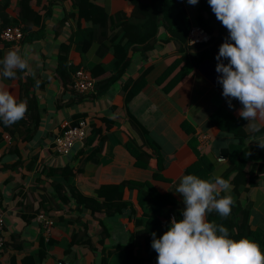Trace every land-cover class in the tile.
<instances>
[{
  "label": "crops",
  "instance_id": "1",
  "mask_svg": "<svg viewBox=\"0 0 264 264\" xmlns=\"http://www.w3.org/2000/svg\"><path fill=\"white\" fill-rule=\"evenodd\" d=\"M148 1L140 0L142 3ZM182 3L193 25L199 3L194 6L187 0H182ZM98 4L107 14L123 11L127 16L133 6L126 0H99ZM25 17L27 20L22 21L21 18ZM14 20L24 26L25 39L15 47L0 40V59L10 49L18 50L26 56L29 70L17 73V69L15 79L0 77V88L8 89L18 101H24V88L28 86V93L34 100V110L28 116L34 119L36 128L29 133L28 125L19 124L12 128L0 125V216L4 219L5 240L4 248L0 249V264H20L24 254L38 248L40 236L44 238L42 227L34 218L27 220L26 216L34 212L40 199L51 208L59 205L52 185L54 181L61 180L59 177L56 180L57 174H47V171L66 164L76 167L81 158L78 152L88 150V139L92 137L93 144H99V136H105L104 151L98 165H89L81 180L74 178V182L86 191L93 185L97 189L102 186L107 192L123 180H134L149 181L161 193L175 192L181 177L186 175L185 169L196 160L198 152L208 156L213 176L221 175L229 163L236 160L239 146L235 136L210 121V116L219 109L232 118H241L238 109L242 105L233 99V107L229 108L222 96V86L217 83L220 74L215 71V57L219 45L228 37L224 26V33L218 40L215 38L196 49L186 45L187 53L202 51L206 47H209V52L202 51L204 55L192 67L190 74L169 92L163 88L168 82L166 69L172 58L179 55L181 44L169 36L164 26H160L155 38L149 41L151 48L148 51L142 53L140 46L129 50L127 62L123 63L124 71L114 84L102 93L96 90L78 94L70 86L74 69L89 68L99 63L104 71L98 78L108 77L114 57L100 49L102 42L94 41L85 53L76 49L77 25L78 28L85 25L83 19H78L77 6L71 0H0V29L4 22ZM99 40L108 42L106 37ZM63 64H66L68 75L62 80V74H65ZM58 67L60 74L56 71ZM130 81H135L139 90L125 106V84ZM224 113L219 119L227 117ZM128 114L133 120L128 119ZM83 116L90 120L87 138L82 143H75L67 156H61L55 151L54 137L64 123L72 124ZM247 123L244 120L243 133L252 134L246 127ZM140 128L145 129L159 147L163 165L161 179L153 178L155 167L151 164L137 166L135 158L124 146L129 136L142 143ZM262 134L264 132L255 136ZM201 135L208 137L205 143L200 141ZM143 148L142 154H148L152 160L155 156L152 150ZM218 157L224 160L220 162ZM175 194L181 197L179 193ZM136 196V189L124 190V199L136 209L135 218L141 214ZM251 199L249 221L264 231L263 182L251 192ZM65 206L61 212L52 209L47 213L55 221L50 236L56 239V243L47 252L43 264H55L61 258L71 264H89L94 255L87 244H74L68 255L64 254L70 235L82 233L83 229L79 228V223L69 225L58 221V216L63 214L64 218H75L80 215L83 221L86 220L87 236L97 251L101 249L96 241V232L100 230L98 222L88 210L79 213L73 201ZM98 215L102 217L101 213ZM133 220L134 215L129 209L110 218L107 224L110 235L105 240L106 244L125 242L134 231Z\"/></svg>",
  "mask_w": 264,
  "mask_h": 264
},
{
  "label": "trees",
  "instance_id": "2",
  "mask_svg": "<svg viewBox=\"0 0 264 264\" xmlns=\"http://www.w3.org/2000/svg\"><path fill=\"white\" fill-rule=\"evenodd\" d=\"M98 1L71 0L73 5L75 7L77 6L78 19L85 21L84 27L78 28L79 24L77 25V35L79 36L75 41L76 49L80 53H85L94 41L102 42L100 49L106 53L110 52L114 57L111 73L108 77L98 78L104 71L99 63L85 68L95 78L97 93H102L118 80L124 71L123 63L125 64L127 62V55L130 49L140 46L139 50L145 53V51L151 48L149 41L155 38L160 26H164L169 36L181 44L179 55L172 58L166 69L167 73L165 76L168 75L166 77L168 78L167 83L170 84L167 86L166 83L163 86L166 92H169L190 74L192 67L204 55L202 51L209 52V47L202 49V51H193L190 53L185 51L184 48L187 45L188 32L192 24L187 16L182 0H149L147 3H142L140 0H126L133 5L132 11L128 16L123 11L107 14L99 6ZM198 3V14L193 25H198L206 30L210 35L207 41L208 43L213 39L215 40V38L218 40L221 38L220 35L224 33V27L216 19L207 0H198ZM21 19L22 21H26L27 17ZM11 26H18L22 30L23 39L21 42H23L25 39V28L17 20L11 23L4 22L0 32L4 28ZM100 37H106L108 42L103 43L102 40H99ZM1 41L13 45L12 42ZM202 44L191 45L190 47L196 49V47L202 46ZM223 62L225 63L227 61L225 60ZM63 67L65 74H62V80L68 75L66 64H63ZM56 71L60 74L61 70L58 67ZM30 84L31 82L28 83V85ZM125 89L124 105L126 106L128 101L138 92L139 86L136 85L135 81H130L125 84ZM23 96L24 101L27 103V113L23 119L11 126L16 127L19 124H23L24 126L28 125L30 127L28 131L32 133L36 127L34 119L28 115H31V112L34 110L32 107L34 100L28 93L27 85L24 88ZM217 111L210 116V121L235 136L239 151L236 154V160L229 163L228 167L221 174L232 185L230 194L234 200V204L231 214L229 217L222 219L218 214L213 212L208 215V219L227 227L232 239L239 240L241 237H247L255 241L259 244L262 253H264V231L258 226L252 225L249 221L252 207L251 192L261 182L264 184V149H261L254 141L249 139L253 138L257 133H263L264 127L257 133H243V118H232L230 114L224 113L222 109ZM221 113L226 114L227 117L225 119H219ZM127 117L129 120H133L129 114ZM231 120L232 124H230ZM0 125L4 128H9V126H5L2 122H0ZM11 126L10 128H12ZM140 137L142 143H138L135 138L129 136L127 141L124 142V146L135 158V164L137 166L146 167L151 164L150 166L155 167L152 174L153 178H163L161 175L163 165L161 156H159V147L143 128H140ZM93 139V137L90 140L88 139V144L90 145L88 150L78 152L81 154V158L76 167L66 164L61 168L48 169L47 174H57L58 176H55V178L59 177L61 180L58 181V178H56L57 181H54L52 185L54 194L58 196L59 205L51 208L44 203V200L40 199L34 212L26 216V219L34 218L36 221V215L38 213L47 214L52 209H56V212H61L67 207L65 205L73 201L74 208L79 213H82L83 210H88L90 216L98 222L100 230L96 232V241L101 249L97 251L95 245H92L90 237L86 233L88 229L87 222L86 220L83 221L80 215H77L75 218H64L63 214H59L58 221L69 225L79 223L77 225L83 229L82 233L74 232L70 235L67 247L64 249V254L68 255L74 244H87L90 252L94 255L89 264H156L157 253L151 247V234L154 232L156 237L159 238L169 227L171 217L182 219V209L184 208L182 198L175 194V192L169 191L161 193L157 191L149 181L123 180L107 192L102 186L97 189L91 185L88 191L81 189L80 184L74 182V178L76 177L78 180H81L82 174L89 165L90 167L98 165L100 162V154L104 151L103 142L105 136H99V144H93ZM143 147L152 150L153 155H155L154 158L152 157V160H149L151 156L148 154L147 156L142 154ZM212 170L213 166L208 156L203 152H198L196 160L185 169V173L195 174L201 179H211L213 177ZM125 189H136L137 204L141 209L139 217L135 218V207L129 200L124 199L123 193ZM126 209L130 210L131 215H134V231L129 234L125 242L106 244L105 240L110 235L107 227L108 220L114 216L121 215ZM99 213L102 214V217L98 215ZM47 215L49 216V214ZM54 225L55 221L53 222ZM44 238L42 235L40 236L38 248L24 254L20 258V264H43L47 252L56 243V239H53L51 236L47 239ZM4 246L5 240L0 249H3ZM64 260L61 258L56 260V262Z\"/></svg>",
  "mask_w": 264,
  "mask_h": 264
},
{
  "label": "clouds",
  "instance_id": "3",
  "mask_svg": "<svg viewBox=\"0 0 264 264\" xmlns=\"http://www.w3.org/2000/svg\"><path fill=\"white\" fill-rule=\"evenodd\" d=\"M207 2L228 32L215 57L222 96L229 108L233 99L238 100L242 105L238 114L248 122V130L260 132L264 127V0ZM187 3L194 6L198 0ZM17 69L29 70L28 60L18 50L10 49L0 59V77L15 79ZM26 113L25 101L0 88V122L10 127ZM252 141L264 149V134L254 136ZM231 189L230 181L221 175L211 179L183 175L175 189L184 204L182 219L171 218L159 238L151 234L156 264H264L258 243L247 237L232 239L227 227L208 219L213 212L222 219L230 216L234 204Z\"/></svg>",
  "mask_w": 264,
  "mask_h": 264
},
{
  "label": "built area",
  "instance_id": "4",
  "mask_svg": "<svg viewBox=\"0 0 264 264\" xmlns=\"http://www.w3.org/2000/svg\"><path fill=\"white\" fill-rule=\"evenodd\" d=\"M0 38L3 41L12 42L14 46L18 45L23 39V32L18 26L6 27L0 32ZM210 35L206 30L198 25H191L187 45H198L206 43ZM71 87L78 94H88L96 91L95 78L89 70L79 67L71 74ZM90 130V120L88 117H80L75 123L62 125L60 132L54 137L55 151L61 156H67L75 143H82ZM208 140L206 135H201L200 141L205 143ZM223 157H218L222 162ZM173 218V217H171ZM36 221L40 223L43 229V235L47 239L52 232L53 218L45 213H38ZM4 242V219L0 216V248ZM56 264H70L68 261H57Z\"/></svg>",
  "mask_w": 264,
  "mask_h": 264
},
{
  "label": "rangeland",
  "instance_id": "5",
  "mask_svg": "<svg viewBox=\"0 0 264 264\" xmlns=\"http://www.w3.org/2000/svg\"><path fill=\"white\" fill-rule=\"evenodd\" d=\"M90 131V130H89ZM88 135V134H87ZM86 138H87V136H86Z\"/></svg>",
  "mask_w": 264,
  "mask_h": 264
},
{
  "label": "water",
  "instance_id": "6",
  "mask_svg": "<svg viewBox=\"0 0 264 264\" xmlns=\"http://www.w3.org/2000/svg\"><path fill=\"white\" fill-rule=\"evenodd\" d=\"M224 155H226V152H225V154Z\"/></svg>",
  "mask_w": 264,
  "mask_h": 264
}]
</instances>
